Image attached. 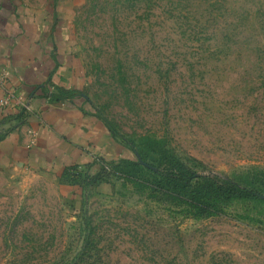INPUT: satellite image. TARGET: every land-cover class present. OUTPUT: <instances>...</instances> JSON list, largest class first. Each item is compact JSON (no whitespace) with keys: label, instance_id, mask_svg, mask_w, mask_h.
Masks as SVG:
<instances>
[{"label":"rangeland","instance_id":"obj_1","mask_svg":"<svg viewBox=\"0 0 264 264\" xmlns=\"http://www.w3.org/2000/svg\"><path fill=\"white\" fill-rule=\"evenodd\" d=\"M4 1L60 6L119 140H160L198 174L264 170V0ZM237 210L196 219L115 176L74 191L0 167V264H264V224Z\"/></svg>","mask_w":264,"mask_h":264},{"label":"crops","instance_id":"obj_2","mask_svg":"<svg viewBox=\"0 0 264 264\" xmlns=\"http://www.w3.org/2000/svg\"><path fill=\"white\" fill-rule=\"evenodd\" d=\"M59 7L34 13L0 0V66L9 71L7 87L31 109L0 110V167L64 185L65 170L94 173L100 162L119 160L122 146L85 93L83 63L55 24Z\"/></svg>","mask_w":264,"mask_h":264},{"label":"trees","instance_id":"obj_3","mask_svg":"<svg viewBox=\"0 0 264 264\" xmlns=\"http://www.w3.org/2000/svg\"><path fill=\"white\" fill-rule=\"evenodd\" d=\"M119 141L140 160L125 156L117 161H103L94 173L79 167L68 168L62 181L80 188L97 187L115 176L148 191L152 201L185 217H230L240 209L238 217L264 224V170L250 169L232 176L203 175L171 154L160 140L141 138L136 145ZM147 158L153 165L147 163Z\"/></svg>","mask_w":264,"mask_h":264},{"label":"built area","instance_id":"obj_4","mask_svg":"<svg viewBox=\"0 0 264 264\" xmlns=\"http://www.w3.org/2000/svg\"><path fill=\"white\" fill-rule=\"evenodd\" d=\"M9 71L0 66V110L6 111L14 104L24 111H30V103L16 96L15 91L7 87Z\"/></svg>","mask_w":264,"mask_h":264}]
</instances>
